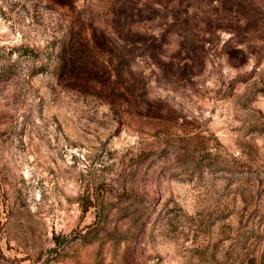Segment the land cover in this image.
<instances>
[{
	"label": "rangeland",
	"instance_id": "1",
	"mask_svg": "<svg viewBox=\"0 0 264 264\" xmlns=\"http://www.w3.org/2000/svg\"><path fill=\"white\" fill-rule=\"evenodd\" d=\"M0 264H264V0H0Z\"/></svg>",
	"mask_w": 264,
	"mask_h": 264
}]
</instances>
